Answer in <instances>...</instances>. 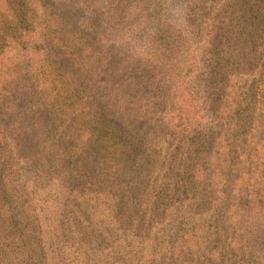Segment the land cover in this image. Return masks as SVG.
Returning <instances> with one entry per match:
<instances>
[{
	"label": "trees",
	"instance_id": "trees-1",
	"mask_svg": "<svg viewBox=\"0 0 264 264\" xmlns=\"http://www.w3.org/2000/svg\"><path fill=\"white\" fill-rule=\"evenodd\" d=\"M213 1L241 0H0V264H166L163 251L141 255L160 207L155 170L169 162L151 144L175 131L193 141L185 126L200 106L189 100H214L219 80L228 89ZM186 25L200 56L189 84V59L168 69ZM174 177L178 191L181 170ZM33 179L53 192L29 198Z\"/></svg>",
	"mask_w": 264,
	"mask_h": 264
},
{
	"label": "rangeland",
	"instance_id": "rangeland-1",
	"mask_svg": "<svg viewBox=\"0 0 264 264\" xmlns=\"http://www.w3.org/2000/svg\"><path fill=\"white\" fill-rule=\"evenodd\" d=\"M238 2L228 9L213 1L217 6L215 24L221 35L220 43L216 47L214 42L211 49L216 47L215 54H220L221 63L229 69L228 89L223 93L225 82L219 80L214 100L207 97L209 94L201 95V102L200 95L189 100V104L200 106L194 127L185 126L186 116L181 112L176 114L174 126L190 129L193 141L181 142L180 131H175L171 143L156 135L151 144L158 152L165 148L169 162L155 170L160 207L155 203L151 211L146 225L150 239L141 255L158 256L163 251L166 264H264V0ZM1 12L0 24L4 21ZM247 20L253 25L248 26ZM188 29L186 25L178 40V45L185 42L186 49L181 55L174 49L173 60L168 55L164 60L172 61L170 69L176 68L178 61L189 59L181 70L182 83L186 84L192 73L188 71L192 68L189 62L200 58L195 29L186 39ZM232 43H236L234 51ZM160 61L156 59L155 63ZM206 87V81L200 83L198 94L205 93ZM194 89L197 91V87ZM192 94L190 90L189 97ZM212 104L214 113L209 114ZM198 121L203 126L196 125ZM180 170L182 186L191 185L193 179L196 184L175 191L172 181ZM31 181L33 187L24 189L29 198L53 192L50 183ZM174 238L184 242L171 244ZM146 261L151 258L144 256Z\"/></svg>",
	"mask_w": 264,
	"mask_h": 264
}]
</instances>
